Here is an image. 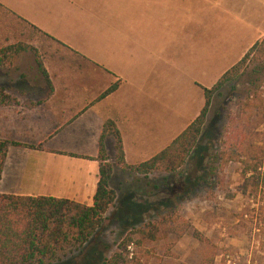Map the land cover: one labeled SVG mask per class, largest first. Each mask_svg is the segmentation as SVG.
I'll use <instances>...</instances> for the list:
<instances>
[{
	"label": "crops",
	"instance_id": "1",
	"mask_svg": "<svg viewBox=\"0 0 264 264\" xmlns=\"http://www.w3.org/2000/svg\"><path fill=\"white\" fill-rule=\"evenodd\" d=\"M199 3L212 9L225 30L217 38L220 53L207 61L206 71L215 82L264 35V0H0V6L64 46L78 63L44 67L48 84L41 75L44 83H0V140L41 146L32 150L8 145L0 194L91 206L98 137L106 120L119 133L126 165H138L165 148L169 143L166 136L162 141L161 125H143L146 115L126 108L140 104L139 99L160 108L163 100L166 124L163 83H152L149 76L153 65L162 62L168 25L180 27L184 18L193 22ZM113 83L115 90L97 99ZM190 83L202 87L199 80ZM41 91L44 97H33ZM131 91L138 100L129 99ZM103 144L111 164L110 138ZM227 247L236 248L230 242ZM237 249L240 257L246 253ZM241 259L249 262L247 256ZM259 263L264 264V258ZM211 264H216L214 257Z\"/></svg>",
	"mask_w": 264,
	"mask_h": 264
},
{
	"label": "rangeland",
	"instance_id": "2",
	"mask_svg": "<svg viewBox=\"0 0 264 264\" xmlns=\"http://www.w3.org/2000/svg\"><path fill=\"white\" fill-rule=\"evenodd\" d=\"M198 9L193 22L184 18L180 27L168 25L162 62L153 65L149 76L152 83H163L167 125L163 100L160 108L153 103L147 106L145 99L126 108L146 115L143 125H161L162 141L166 136L167 144L202 105L201 90L190 81L199 80L206 89L215 83L206 71L207 61L208 56L220 53L217 38L225 30L216 22L212 9L207 11L200 3ZM17 41L35 49L43 68L78 64L64 50L12 23L0 10V48ZM250 70L246 68L212 98L198 150L177 171L167 174L157 170L142 178L113 169L109 187L115 199L104 214L96 241L89 246H106L103 255L107 259L125 238L136 240L131 234L140 224L171 211L202 240L186 233L180 238L167 236L138 246L129 244L126 264H202L212 257L216 264H227L226 259L246 264L243 256L249 258L247 264H260L264 258V79ZM6 82L44 83L30 51L18 53L0 66V83ZM43 94L34 92L33 97L42 98ZM129 99L138 100V94L131 91ZM154 183L158 184L157 190L151 188ZM154 208L157 210L152 211ZM126 215L136 221L126 225ZM228 242L236 248H228ZM237 246L245 249L241 257Z\"/></svg>",
	"mask_w": 264,
	"mask_h": 264
},
{
	"label": "trees",
	"instance_id": "3",
	"mask_svg": "<svg viewBox=\"0 0 264 264\" xmlns=\"http://www.w3.org/2000/svg\"><path fill=\"white\" fill-rule=\"evenodd\" d=\"M0 10L20 28H25L56 47L65 48L2 6ZM25 51L32 53L37 72L48 84L41 58L34 48L20 41L0 48V66L12 56ZM248 67H251L250 72L254 76L260 75L261 79H264V35L222 73L210 88L199 86L202 105L195 118L165 148L138 165L130 166L124 163L119 133L112 121H104L98 137L95 158L98 162V176L91 206L52 197L0 194V264H126L125 249L129 244L138 246L144 241L152 242L167 236L180 238L186 233L201 241L202 237L197 231L190 230L185 220L169 211L165 217L158 216L153 221L140 224L131 234L136 236V240L132 242L131 238H125L107 259L103 255L107 252L106 246H97L98 243L89 246L96 241L98 229L105 219L104 214L115 199L114 191L109 187L113 169L142 178L157 170L167 174L177 171L186 163L189 155L198 150V142L204 134L206 114L212 98L219 96L221 91L241 76ZM115 88L116 83L111 84L97 99L105 97ZM105 138L111 140V164L104 150ZM8 145L32 150L41 149L40 145L34 147L0 140V173ZM226 149H229V145ZM151 188L157 190L158 184H152ZM156 210L154 208L152 211ZM125 218L126 225L136 221L130 220L131 217L127 215ZM202 264H211V259L202 261Z\"/></svg>",
	"mask_w": 264,
	"mask_h": 264
},
{
	"label": "built area",
	"instance_id": "4",
	"mask_svg": "<svg viewBox=\"0 0 264 264\" xmlns=\"http://www.w3.org/2000/svg\"><path fill=\"white\" fill-rule=\"evenodd\" d=\"M126 248H127V250H130V247L129 246H127ZM226 263L227 264H234V261L233 262H230L228 259H226Z\"/></svg>",
	"mask_w": 264,
	"mask_h": 264
}]
</instances>
